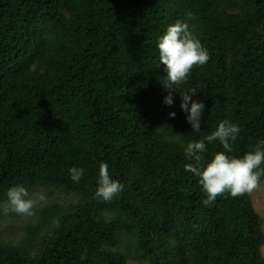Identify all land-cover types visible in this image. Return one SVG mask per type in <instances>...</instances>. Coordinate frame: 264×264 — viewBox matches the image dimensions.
Here are the masks:
<instances>
[{"label": "trees", "instance_id": "1", "mask_svg": "<svg viewBox=\"0 0 264 264\" xmlns=\"http://www.w3.org/2000/svg\"><path fill=\"white\" fill-rule=\"evenodd\" d=\"M188 13L210 59L173 88L157 44ZM189 89L199 132L180 108ZM224 119L241 128L232 155L264 139V0H0V204L15 184L74 197L7 212L24 238L0 236V264H264L250 194L205 204L184 168L187 144ZM101 161L123 185L109 201L95 196Z\"/></svg>", "mask_w": 264, "mask_h": 264}, {"label": "clouds", "instance_id": "2", "mask_svg": "<svg viewBox=\"0 0 264 264\" xmlns=\"http://www.w3.org/2000/svg\"><path fill=\"white\" fill-rule=\"evenodd\" d=\"M189 19H194L192 13L186 14L184 20L177 19L168 25L158 40L159 64L164 65L169 87L186 83L193 68L202 67L210 59L208 49L187 22ZM196 92L195 89H189L180 94V108L186 114V120L194 132H199L205 105L192 99ZM164 103L168 106L173 105L171 93L164 98ZM175 115V112L169 113L170 117L174 118ZM240 131L238 123L229 119L221 120L215 130L203 139L188 143L184 150L190 161L184 165L185 171L198 178V183L206 196L203 201L205 204L215 201L221 195L237 198L250 193L264 179V139L258 140L242 156L231 154ZM206 141L207 143L218 141L223 151H216L210 159L206 158L204 155L207 151ZM69 174L74 182H79L84 175V169L72 167ZM122 190L123 185L112 178L107 162L101 161L95 196L109 201ZM6 196L7 202L3 207L5 213L12 212L23 217L35 215L37 199H34L22 184L10 186ZM38 199L42 201L45 197L40 195Z\"/></svg>", "mask_w": 264, "mask_h": 264}, {"label": "rangeland", "instance_id": "3", "mask_svg": "<svg viewBox=\"0 0 264 264\" xmlns=\"http://www.w3.org/2000/svg\"><path fill=\"white\" fill-rule=\"evenodd\" d=\"M173 88H178V85H174ZM32 194L34 199H37L36 207L39 206L38 202L40 201L38 198L40 195H43L45 197L44 200H52L57 199L59 203L67 204L74 200L73 196H65L61 194H56L53 198L50 199V197L47 195V192L43 191L42 189L34 192H30ZM251 196V200L253 203V206L256 210V212L260 215V217L263 219L264 223V182L258 185L256 189H254L252 192L249 193ZM5 203L0 204V236L3 242L5 243H11L15 245H21L23 243L24 238V223H23V217H13L11 218L10 215L6 214L3 211V207L6 204ZM24 220H30L25 218ZM28 222V221H27ZM264 230V225H263ZM32 254L35 253L34 250H31ZM261 253L264 257V244L261 249ZM128 264H137L134 262H129Z\"/></svg>", "mask_w": 264, "mask_h": 264}]
</instances>
